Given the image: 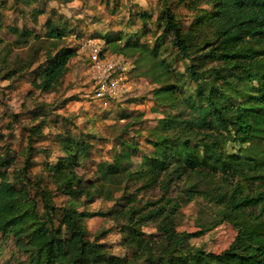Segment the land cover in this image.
<instances>
[{
    "label": "trees",
    "instance_id": "1",
    "mask_svg": "<svg viewBox=\"0 0 264 264\" xmlns=\"http://www.w3.org/2000/svg\"><path fill=\"white\" fill-rule=\"evenodd\" d=\"M14 1L29 9L37 2L46 3ZM179 2L197 11L196 18L184 29L165 5L153 21L162 31L151 48L140 42L151 31L145 22L140 36H101L104 50L132 58L133 69L149 64L143 76L153 85L150 93L160 115L146 129L147 135L140 134L145 129L142 113L118 107L116 118L123 120L115 139L118 148H114L111 160L95 164L93 179L84 180L77 169L92 158L94 134L71 123L69 129L66 122L71 117L56 115L53 127L59 130L54 140L62 155L46 166L53 191L33 183L29 175L35 152L33 138L45 136L42 129L49 122L47 109L33 114L40 120L27 135L21 187L7 181L2 170L12 159H0V234L14 240L26 254L27 264H264V149L259 147L264 141V0ZM203 5L211 11L201 8ZM22 11L16 13L25 17ZM42 11L31 10L36 16ZM55 24L48 20L45 24L46 38L53 41L67 33L64 25ZM16 32L21 39L40 37L28 28ZM165 34L171 37L173 52L160 36ZM75 56V48L49 49L33 69H29L33 59L16 66L7 64L4 77L28 76L35 89L48 92L61 84ZM178 59L184 62L182 71L173 68ZM66 102L62 100L60 107ZM130 131L143 136L148 148L140 149L132 137L121 139V134ZM123 182H141L146 190L159 187L162 194L140 205L133 193L113 198L104 189ZM179 182L182 187H178ZM29 186L40 196L41 211L36 196L27 190ZM172 186L178 194L167 196ZM53 192L65 197L61 206L52 202ZM104 193L115 199L108 211L80 210ZM195 199L218 210L213 225L230 222L236 231L219 253L188 244L204 230H177L179 209ZM99 215H109L120 223L130 252L123 256L110 253L101 242L108 231L89 236L84 221ZM144 225L153 226L156 233L141 232Z\"/></svg>",
    "mask_w": 264,
    "mask_h": 264
},
{
    "label": "rangeland",
    "instance_id": "2",
    "mask_svg": "<svg viewBox=\"0 0 264 264\" xmlns=\"http://www.w3.org/2000/svg\"><path fill=\"white\" fill-rule=\"evenodd\" d=\"M45 1L46 3L37 2L29 9L22 4H15L14 0H0V3L3 2V8L0 9L2 14V26L0 27V133L3 135V139L0 140V159H12V164L2 170L5 171L7 181L21 187L20 171L26 157L27 135L29 128L40 120V118L34 119L33 114L49 109V122L42 129V133L46 137L33 138L32 146L35 152L31 158L29 175L33 183L38 182L41 186L54 191L55 187L49 180L46 166L55 163L56 158L62 155L61 148L54 140V135L59 130L53 127L54 122L52 120H55L56 115L71 117L66 122V127L69 129L71 123L74 127L80 128L81 131L87 130L94 134V139L92 138L93 148L91 149L92 158L77 169L84 180L93 179L95 164L99 161L111 160L114 148L116 150L118 148L115 139L120 135L121 130L119 128L120 124L123 123L122 119L116 118L118 107L128 108V110L143 114L145 129H141L140 133L143 136L147 135L146 129L153 126L154 119L160 115L150 93L153 85L148 77L143 76V72L149 68L148 63L143 64L139 69L131 67L128 74L131 89L126 96L111 100L107 105L102 104L94 96V86L88 73V60L86 55L79 50L80 43L84 38L102 40L101 36L108 33L140 36L145 22V26L151 31L143 35L140 42L151 48L154 45L155 37L159 36L162 31V29L155 27L153 21L165 5L174 12L177 21L183 25L184 29L191 25L198 12L190 10L187 4L180 3L179 0ZM32 8L43 9L44 11L36 16L31 12ZM201 8L211 11V8L206 5L201 6ZM18 10H23L25 17L17 14L16 11ZM141 14L149 17L141 18ZM47 20L56 23L55 25H64L67 28L65 37L57 41L46 38L45 24ZM23 28L31 29L32 35L37 34L40 37L37 39L34 36L19 38L16 30ZM160 36L168 51L173 52L174 50L170 46L171 37L167 34ZM24 40L27 41L24 42ZM62 47L75 48L76 56L70 60L68 72L61 84L53 90L44 92L35 89L28 81V76L25 75L23 78L20 74H18L20 76L16 75L11 79L4 77L7 64L12 63L13 66H16L33 59L29 67V69H33L44 60L46 50L51 49L54 52V50H59ZM104 51L106 55H113L108 48ZM172 56L173 54L169 55V59ZM3 58H6L7 61L5 59L3 61ZM125 58L132 63V58ZM183 64L184 62L178 59L173 61V68L182 71ZM65 99H67L66 104L60 107L59 103ZM131 100H135V102H131ZM91 119L94 121L89 122ZM143 136L135 135L134 132L130 131L128 134H121L120 137L123 140L132 137L140 149L148 148L143 141ZM259 147L264 149V141L259 144ZM142 186L141 182H123L121 186L105 185L104 189L109 190L113 198L120 197L124 192L133 193L140 205L146 201H154L162 194V189L159 187L146 190ZM182 186V182H179L178 187ZM27 190L30 196H36L35 201L41 211L42 202L35 188L29 186ZM105 193L92 203L80 207V210L108 211L113 207L115 199H108ZM168 193L167 196L178 194L173 186ZM64 200L65 197L53 192L52 202L55 205L61 206ZM117 207L114 206V208ZM217 211L212 204L201 199L185 202L176 216L177 230L187 233L204 230L202 235L191 237L188 244L209 252L219 253L230 244L236 231L230 222L213 225ZM262 219L264 221V215ZM119 224L109 215H99L84 221V226L91 238L101 231H108L101 242L107 245L110 253L123 256L131 249L125 245ZM139 229L145 234L156 233L155 228L151 225H144ZM0 264H27L26 254L16 247L14 240L10 236L5 237L1 234Z\"/></svg>",
    "mask_w": 264,
    "mask_h": 264
},
{
    "label": "built area",
    "instance_id": "3",
    "mask_svg": "<svg viewBox=\"0 0 264 264\" xmlns=\"http://www.w3.org/2000/svg\"><path fill=\"white\" fill-rule=\"evenodd\" d=\"M79 50L88 60V73L94 86V96L107 105L126 96L131 89L128 74L131 62L121 55H106L102 40L84 38Z\"/></svg>",
    "mask_w": 264,
    "mask_h": 264
},
{
    "label": "crops",
    "instance_id": "4",
    "mask_svg": "<svg viewBox=\"0 0 264 264\" xmlns=\"http://www.w3.org/2000/svg\"><path fill=\"white\" fill-rule=\"evenodd\" d=\"M139 113V112H138ZM144 118L142 117V120H143Z\"/></svg>",
    "mask_w": 264,
    "mask_h": 264
}]
</instances>
